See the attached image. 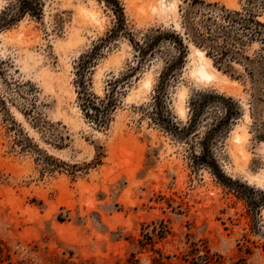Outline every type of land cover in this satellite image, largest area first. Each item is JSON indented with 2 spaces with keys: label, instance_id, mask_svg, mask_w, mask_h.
Here are the masks:
<instances>
[{
  "label": "rangeland",
  "instance_id": "1",
  "mask_svg": "<svg viewBox=\"0 0 264 264\" xmlns=\"http://www.w3.org/2000/svg\"><path fill=\"white\" fill-rule=\"evenodd\" d=\"M16 4L0 0V14ZM222 10L264 25V0H40L34 14L0 31L6 263L125 264L134 255L139 264L161 256L189 264L198 249L223 264H264V205L255 213L238 187L196 159L212 110L197 133L182 131L198 93L235 100L240 115L213 156L226 178L264 190V28L255 36L231 29ZM218 25L233 46L222 63L200 40L204 26ZM160 32H175L186 48L165 79L179 50ZM94 49L83 71L80 60ZM81 74L96 99L122 78L106 127L83 112Z\"/></svg>",
  "mask_w": 264,
  "mask_h": 264
},
{
  "label": "trees",
  "instance_id": "2",
  "mask_svg": "<svg viewBox=\"0 0 264 264\" xmlns=\"http://www.w3.org/2000/svg\"><path fill=\"white\" fill-rule=\"evenodd\" d=\"M17 2L15 7L5 8L0 14V31L3 29L9 28L16 21L20 20L24 15L29 11L34 14L37 6H40V0H15ZM219 17L224 22H227L231 29L237 30L243 29V31L250 32L251 36L260 35L262 32V28L264 25L257 20H255L252 14L244 15L240 12H229L222 10L219 14ZM207 21H212V16L207 14ZM218 29L213 32L212 28H205V34L201 35V42L208 46L209 51L207 55L209 57H213L215 61L225 62L229 56H232L233 46L229 44V31L220 30V28L224 29V25H218ZM245 34V35H250ZM160 35L165 39H169L175 45V47L179 50V56L175 57L172 61H169V65L166 68L163 79L165 77L169 78L174 74L175 70L178 68V63H180V59H183V55L186 54V48L182 43V38L176 34L175 32H160ZM220 37H223L222 43L219 42ZM158 37L155 38L152 42H148L146 40L144 42L145 46L142 48L143 55H146L149 51L154 49L158 41ZM237 40V39H236ZM147 49V50H146ZM94 55L95 49L91 52V54H87L82 57L80 61V67L83 71H88L92 64L94 63ZM86 57V58H85ZM83 59H87L86 61ZM85 74H81V80L78 83L80 86V90L78 91V98L82 102V109L86 116L96 123L99 127H106L108 125L111 112L116 108L118 103L119 95L116 93V89L118 88L119 83L122 78H115L109 81L110 89L107 91L106 97L104 99H96L90 93H88L84 80ZM191 109V119L190 121L183 127L182 131L189 134L192 132H196L198 124L202 121V117L207 110H212L211 112L214 114L213 119H211V123H207V127L205 129L204 136L198 141L199 146L201 148V153L199 156H196L197 161L200 164H204L208 166L210 169H214L220 181L231 188L232 186H236L237 188H233L234 192H236L237 196L242 198L247 206L254 210L255 213L264 205V190H257L255 188L248 187L239 182L232 181V179L226 178L222 173H220V169H218V165L213 156V144L216 139L225 135L232 123L237 119L240 115V106L239 104L233 100L232 98H227L223 95H219L214 92H202L195 95L194 98L191 99L190 102ZM221 174V175H219ZM198 249H193L192 254L189 255L191 261L189 264H223L222 258L217 255L210 256L209 250L205 252L204 255H196ZM186 259V260H189ZM6 259L4 258V249L0 246V264H12L11 262L6 263ZM125 264H139V261L135 259V256L132 255L131 258L127 260ZM151 264H170L164 261V257L155 258Z\"/></svg>",
  "mask_w": 264,
  "mask_h": 264
},
{
  "label": "bare ground",
  "instance_id": "3",
  "mask_svg": "<svg viewBox=\"0 0 264 264\" xmlns=\"http://www.w3.org/2000/svg\"><path fill=\"white\" fill-rule=\"evenodd\" d=\"M198 53L200 54V56H204V54L202 52L198 51ZM201 70H202V73L204 74L205 73L204 70L202 68H201Z\"/></svg>",
  "mask_w": 264,
  "mask_h": 264
}]
</instances>
